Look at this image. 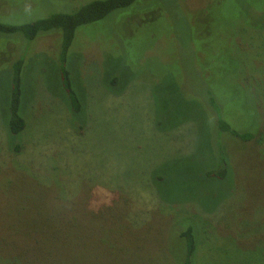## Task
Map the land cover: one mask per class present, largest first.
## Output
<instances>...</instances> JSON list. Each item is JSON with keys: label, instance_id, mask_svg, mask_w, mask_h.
<instances>
[{"label": "rangeland", "instance_id": "obj_1", "mask_svg": "<svg viewBox=\"0 0 264 264\" xmlns=\"http://www.w3.org/2000/svg\"><path fill=\"white\" fill-rule=\"evenodd\" d=\"M92 1L0 0V22ZM58 39L0 35V81L27 62L21 154L0 83V264H183L189 228L194 264H264V0H139L81 27L67 63L79 115ZM219 108L255 138L222 134ZM224 161V180L206 177Z\"/></svg>", "mask_w": 264, "mask_h": 264}, {"label": "trees", "instance_id": "obj_2", "mask_svg": "<svg viewBox=\"0 0 264 264\" xmlns=\"http://www.w3.org/2000/svg\"><path fill=\"white\" fill-rule=\"evenodd\" d=\"M139 0H94L75 13H58L48 18L40 19L35 22H25L23 24H8L0 22V35H21L28 42H32L47 35H58V67L57 76L59 77L65 94L67 95L70 109L74 115L82 112L83 103L74 90L71 82V70L67 68L69 50L73 44L78 29L84 26L98 24L108 18L112 13L119 10H127L133 7ZM137 6V5H136ZM137 9V8H136ZM134 11V10H133ZM11 13V12H10ZM12 14V13H11ZM0 12V21L10 20L9 16ZM27 62L22 56L17 58L8 68L10 79L7 84V93L9 99L6 102L5 109V129L9 139L12 141V149L16 154H21L23 147L20 145L17 137L22 135L27 128L25 117L21 114L22 101L24 96L23 72L26 71ZM5 105V103H3ZM222 109H218L215 115L218 117V130L222 134H229L242 141H251L255 138L253 132H242L231 126V122L226 121L222 114ZM231 124V125H230ZM242 132V133H241ZM214 169L205 172L207 178L224 180L227 177L228 166L223 162ZM181 238L187 244V256L183 264H194V257L197 252L198 239H196L193 228L184 230Z\"/></svg>", "mask_w": 264, "mask_h": 264}]
</instances>
